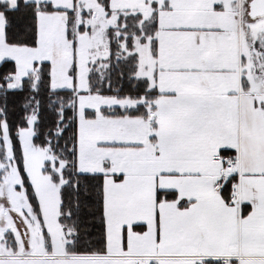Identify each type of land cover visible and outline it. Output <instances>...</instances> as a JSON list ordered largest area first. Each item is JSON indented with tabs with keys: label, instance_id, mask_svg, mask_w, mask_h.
I'll list each match as a JSON object with an SVG mask.
<instances>
[{
	"label": "snow or ice",
	"instance_id": "snow-or-ice-1",
	"mask_svg": "<svg viewBox=\"0 0 264 264\" xmlns=\"http://www.w3.org/2000/svg\"><path fill=\"white\" fill-rule=\"evenodd\" d=\"M0 66V264H264V0H0Z\"/></svg>",
	"mask_w": 264,
	"mask_h": 264
},
{
	"label": "trees",
	"instance_id": "trees-1",
	"mask_svg": "<svg viewBox=\"0 0 264 264\" xmlns=\"http://www.w3.org/2000/svg\"><path fill=\"white\" fill-rule=\"evenodd\" d=\"M0 68H2V66H0ZM120 86V81L116 80L114 77V83H113V87H119ZM124 86L127 87V83L126 81L124 82ZM105 94H112L110 92H106ZM20 103H21V97L20 96H12L10 95L8 97V104L10 109L14 108V112L13 115L11 117V119L13 121H16L19 119V115L22 113V108L20 107Z\"/></svg>",
	"mask_w": 264,
	"mask_h": 264
}]
</instances>
